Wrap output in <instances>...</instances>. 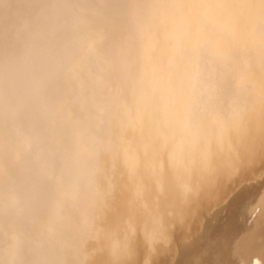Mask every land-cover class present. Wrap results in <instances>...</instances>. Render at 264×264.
I'll list each match as a JSON object with an SVG mask.
<instances>
[{
    "label": "bare ground",
    "instance_id": "6f19581e",
    "mask_svg": "<svg viewBox=\"0 0 264 264\" xmlns=\"http://www.w3.org/2000/svg\"><path fill=\"white\" fill-rule=\"evenodd\" d=\"M0 264H264V0H0Z\"/></svg>",
    "mask_w": 264,
    "mask_h": 264
},
{
    "label": "rangeland",
    "instance_id": "374dc122",
    "mask_svg": "<svg viewBox=\"0 0 264 264\" xmlns=\"http://www.w3.org/2000/svg\"><path fill=\"white\" fill-rule=\"evenodd\" d=\"M19 170H20V171H19ZM24 171H25V170H24L23 168L18 169V170H17V174L20 175V174H22ZM17 174H16V175H17ZM13 177H14V176H13ZM13 177H12V178H13Z\"/></svg>",
    "mask_w": 264,
    "mask_h": 264
}]
</instances>
